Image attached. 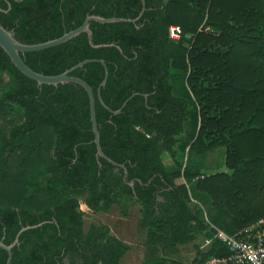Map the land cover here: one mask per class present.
Instances as JSON below:
<instances>
[{"label":"trees","instance_id":"1","mask_svg":"<svg viewBox=\"0 0 264 264\" xmlns=\"http://www.w3.org/2000/svg\"><path fill=\"white\" fill-rule=\"evenodd\" d=\"M143 1L135 23L90 22L91 43L82 33L20 54L47 76L103 60L100 96L110 110L134 94L112 115L96 96L103 65L71 73L91 87L101 150L124 166L125 181L122 168L95 156L86 91L74 83L38 85L0 48V241L9 245L22 227L42 223L20 234L10 264H121L127 248L105 225L84 229L79 196L92 211L115 206L125 218L140 206L138 231L148 251L142 264H233L214 225L233 235L264 218V0ZM141 6L0 0V26L33 45L89 15L135 19ZM170 26L180 28L179 40L169 38ZM220 147L226 171L203 172L208 152ZM211 209L227 219L211 217ZM197 238L204 250L196 246L189 263L174 258ZM7 256L0 249V264Z\"/></svg>","mask_w":264,"mask_h":264},{"label":"water","instance_id":"2","mask_svg":"<svg viewBox=\"0 0 264 264\" xmlns=\"http://www.w3.org/2000/svg\"><path fill=\"white\" fill-rule=\"evenodd\" d=\"M142 6H141V10L138 14V16L135 19H128V18H118V17H109V18H104V17H100V16H96V15H89L86 16V18L84 19L83 23L69 31L64 33L61 37L53 39V40H49L47 42L44 43H39V44H33V45H26V44H22L20 42H18L15 38L14 35L11 31H8L7 29L3 28L2 26H0V48L4 51V53L9 57V59L11 60V62L13 63V65L26 77H28L29 79L35 81L38 85H51V86H57L59 84H66V83H74L77 84L79 86H81L87 93L88 95V99H89V114H90V122H91V128H92V132L94 135L93 138V142L95 144V148H96V153L95 156L97 158H102L105 161H107L109 164L115 166V167H119L123 169V180L125 181L126 176H127V170L124 168L123 165L118 164L114 161H112L111 159H109L107 156L104 155V153L101 150L100 147V143H99V133L97 130V124H96V116H95V98H94V94L93 91L91 89V87L84 82L83 80H81L80 78L71 76V73L78 69L83 67L85 64L87 63H91V62H99L100 64L103 65L104 67V77L102 79V81L100 82V84L97 86L96 88V96L97 99L100 103V105L106 109L107 111H109L110 114L112 115H118L122 109L124 108V106L127 104L128 100H130L133 96L131 95L127 100H125L123 102V104L121 105V107L117 110H110L102 101L101 96H100V91L101 88H103L106 84L107 81V76H108V72H107V68L105 66V63L103 60H92V59H86L83 60L81 62H79L78 64H76L75 66L71 67L70 69L64 71L63 73L56 75V76H47V75H43L40 73H37L35 71H33L32 69H30L22 60L20 54H24V53H31V52H38V51H42V50H46L58 45H61L69 40H71L72 38L85 33L88 37V41L89 43H91V30L89 28L90 26V22H96L99 24H111V23H135L143 14L144 10H145V6H144V1L141 0ZM92 47L94 48H99V47H107V46H115L113 43L111 44H101V45H93L91 44ZM118 48V47H117ZM144 98H146L147 96L144 94L143 95ZM129 186L133 187V181L128 183ZM42 223L37 224L35 226H25L22 227L16 234L14 240L9 244V245H5L2 241H0V249L4 250L5 252H7V260H6V264H10L11 263V249L15 246L18 245V238L20 236V234L26 230H29L31 228H35L40 226Z\"/></svg>","mask_w":264,"mask_h":264},{"label":"rangeland","instance_id":"3","mask_svg":"<svg viewBox=\"0 0 264 264\" xmlns=\"http://www.w3.org/2000/svg\"><path fill=\"white\" fill-rule=\"evenodd\" d=\"M4 75L0 72V76ZM6 76V75H5ZM211 155V156H209ZM186 157V156H184ZM166 166L170 169L174 165L171 164L169 157L165 154L163 156ZM185 159V158H184ZM225 149L220 147L216 151H210L204 158L205 166L202 171L210 174L211 172H224L226 171L225 165ZM197 160H190V164L195 165ZM203 164V163H202ZM182 182V179L177 180V183ZM189 192H192L191 185L187 186ZM79 209L83 213V224L86 229L90 224L105 225L109 228V234L116 240L121 242L127 249L123 255L121 264H142L147 256V248L144 245V236L139 234L138 222L141 217L140 206L135 205L128 211V216L122 217L115 206H112L108 212L92 211L83 202V196L78 197ZM203 211L207 209L202 206ZM263 219V218H262ZM196 246L204 250L207 243L202 238H197L190 244L179 248L178 255L174 257L180 262L189 263L196 254Z\"/></svg>","mask_w":264,"mask_h":264},{"label":"built area","instance_id":"4","mask_svg":"<svg viewBox=\"0 0 264 264\" xmlns=\"http://www.w3.org/2000/svg\"><path fill=\"white\" fill-rule=\"evenodd\" d=\"M168 33L170 39H180L178 26H170ZM216 237L228 248L227 260L231 263L264 264V218L233 235L217 231Z\"/></svg>","mask_w":264,"mask_h":264},{"label":"crops","instance_id":"5","mask_svg":"<svg viewBox=\"0 0 264 264\" xmlns=\"http://www.w3.org/2000/svg\"><path fill=\"white\" fill-rule=\"evenodd\" d=\"M215 151H216V149H215ZM209 156H211V155H209ZM165 165H167L166 163H165ZM204 166H205V164H204ZM211 173H214V172H211ZM196 196H200V195H196ZM202 196V195H201ZM193 201H196L195 199H193ZM209 211V210H208ZM216 210L214 209H211L210 211H209V213H210V216L211 217H220V219H221V217H222V221L224 222V220H226L227 219V213L225 212V213H218V214H216ZM227 214V215H226ZM204 216H205V218L207 219V211H205L204 212ZM220 222V221H219ZM219 226V225H218ZM214 228L216 229V231H221V232H224L225 233V229L224 228H222L221 226L219 227V229L217 228V226H215L214 225Z\"/></svg>","mask_w":264,"mask_h":264}]
</instances>
